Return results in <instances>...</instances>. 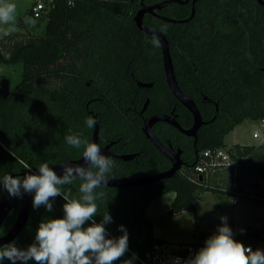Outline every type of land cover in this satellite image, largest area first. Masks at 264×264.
I'll return each instance as SVG.
<instances>
[{
  "label": "trees",
  "instance_id": "trees-1",
  "mask_svg": "<svg viewBox=\"0 0 264 264\" xmlns=\"http://www.w3.org/2000/svg\"><path fill=\"white\" fill-rule=\"evenodd\" d=\"M164 1L57 0L49 14L37 20L45 25L41 35L25 38L13 33L0 39V65L22 67L21 81L6 99L0 98V179L22 163L52 166L81 157L83 148L67 145L65 137L76 134L90 142L94 126L87 127L88 117L99 121L102 141L107 137L120 143L145 142L132 116L146 97L151 100L146 112L151 107L163 110V100L166 107L172 101L178 123L191 127V114L164 81L160 47L155 48L153 36L133 20L142 5ZM27 18L34 20L30 13ZM24 23L17 20L18 27ZM143 25L159 32L167 28L161 33L168 41L177 84L208 122L198 131V153L188 151L189 138L174 129L175 145L187 162L182 170L138 190L109 194V231L118 238L123 225L128 233V251L115 264L129 259L137 264L131 253L142 256L160 242L152 238L153 224L145 217L156 197L175 194L168 211L173 217L194 210L205 192L232 197L241 192L245 180H264V145L224 143L244 121L264 120V6L256 0H197L192 15L191 1L171 3L145 14ZM135 81H151L154 86L141 89ZM214 103L218 114L212 120ZM161 126L157 129L166 136ZM148 145L137 162L112 159L119 168L109 176L130 178L168 170L169 162ZM220 148L228 154L229 166L208 169L193 181L187 177L202 151ZM138 165L142 170L137 171ZM257 236L235 240L264 249V236Z\"/></svg>",
  "mask_w": 264,
  "mask_h": 264
},
{
  "label": "clouds",
  "instance_id": "clouds-1",
  "mask_svg": "<svg viewBox=\"0 0 264 264\" xmlns=\"http://www.w3.org/2000/svg\"><path fill=\"white\" fill-rule=\"evenodd\" d=\"M16 10L15 3L0 0V25L11 26L4 32L5 35L15 31ZM25 23L31 24L34 21L26 18ZM160 31L166 32L167 28L162 27ZM151 42L155 48L161 47L156 34ZM95 124L92 117L87 118L88 128ZM65 141L73 148H83V165L63 164L62 175H58L47 163H42L38 174H26L23 178L5 175L0 179L13 197L34 193V209L44 206L51 212L52 201L57 196H62L66 201L63 205V218L42 220L34 243L26 249L16 247L14 243L0 247V264L5 259L11 264H28L29 261H35V264H115L128 251V233L123 225L119 228L123 235L108 238L105 225L112 221V217L106 212L100 223L94 219L98 214L97 201L105 196L103 191L97 192V189L108 185L109 174L115 167L114 161L103 154L99 144L89 142L81 135H67ZM25 167L30 170L28 165ZM76 180L80 181V195L73 197L70 189H64ZM220 219L222 224L218 226L217 232L184 264H264V251H253L251 247L235 240L227 225V217L222 216ZM123 264H133V260H124ZM175 264H181L180 258H175Z\"/></svg>",
  "mask_w": 264,
  "mask_h": 264
},
{
  "label": "rangeland",
  "instance_id": "rangeland-1",
  "mask_svg": "<svg viewBox=\"0 0 264 264\" xmlns=\"http://www.w3.org/2000/svg\"><path fill=\"white\" fill-rule=\"evenodd\" d=\"M9 2L15 3L17 6L15 31L9 34L18 33L28 38L43 33L45 25L39 23V20H32L34 23L31 24L24 23L21 27L17 26L18 19L25 21L28 17L32 0H9ZM9 27L11 26L0 25V39L6 36L4 32ZM21 75L22 67L20 65H0V80L8 79L10 89L18 85ZM252 129H256L261 134L258 142L264 143V124L247 120L242 123L234 136L232 134L226 136L227 147H230L234 142H249ZM217 179L220 180V178ZM241 189V192L238 191L239 194L232 197L224 192L217 194L205 192L201 200L196 203L194 210L184 211L173 217H169L166 213V208L172 202L173 194L162 195L150 206L149 218L153 223L152 238L169 244L206 241L217 232L218 226L222 224L220 219L222 216L227 217V225L232 232L234 231V235L245 234L249 230L248 228H251L255 236H264V233L259 235V231H264V180L249 178L242 183ZM233 199L243 204L244 212L234 204ZM253 210L255 212H252ZM249 234L254 237L252 233Z\"/></svg>",
  "mask_w": 264,
  "mask_h": 264
},
{
  "label": "flooded vegetation",
  "instance_id": "flooded-vegetation-1",
  "mask_svg": "<svg viewBox=\"0 0 264 264\" xmlns=\"http://www.w3.org/2000/svg\"><path fill=\"white\" fill-rule=\"evenodd\" d=\"M160 55H161L162 73L164 76V81L166 83V78H165L163 63H162V53H160ZM137 82H140V81H137ZM137 82L135 81L136 85H137ZM141 83L151 84L152 86L150 88H152L154 86L153 82H151V81L150 82H141ZM166 85H167V83H166ZM137 87L141 88V89H150V88L139 87L138 85H137ZM163 98H164V95L162 96V99ZM150 101H151L150 98L146 97L145 101L142 105V108L135 113V116H132L135 118L134 125L136 126V128L138 127L139 130L141 131V133L143 134L145 142L141 141V142H135L134 143V141H130L129 143L128 142L120 143L119 139L110 140L107 137L104 138L102 141V140H100V135H99L98 144L101 147H106L109 145L110 147L108 149V152L115 154V155H120V156H131L132 158L130 160L124 161V160L116 158L114 156H108V157H110L111 159L121 160L124 162H130V163L137 162V160L141 157L143 151L145 153V151L149 148L150 145H148V143L151 144L155 148V146L153 145L151 140L149 138H147L144 134V129L147 126L149 120L153 116L162 114V115L169 116L171 118H175V120L178 122V120H177L178 114L175 111L176 110L175 105H174V103H172V101H170V105L166 107V104L163 100V102H162V105H163L162 109L163 110H153V108L151 107V110L149 112H146L150 107ZM146 102H147L146 108L143 110ZM211 104H213V103H211ZM203 121L206 122V124L208 122L205 120H203ZM192 124H193V120H192ZM206 124H204V125H206ZM160 125H162L161 127L163 130L166 129V131H167L166 136H164V133L163 134L159 133L157 127ZM174 129H175V127H173L172 125H170L167 122H155V123L151 124V127H150V131L153 134V136L157 140H159L165 148L172 150V151H175V152L178 150L180 151V159L184 163L183 167H185V165L187 164V162L184 160L185 154H184V151L180 147H178V146L176 147V145H175L176 136L174 133ZM186 129H188V128H186ZM91 138H92V136H91ZM188 138H189V140H187L185 142L187 144L188 151H189V149H192V150H194L195 153H198V150H197L198 132L196 134V137H188ZM118 144H119V146H117ZM116 146L119 148H117ZM144 146H146V147H144ZM160 155L162 157H164L169 162V165H170L169 168H170L171 167L170 160L167 157H165L164 155H162L161 153H160ZM81 157H79V158H81ZM79 158L72 159V160H66V161H63L61 163H57V164H54L52 166H49V167H53V166H56V165H59V164H62V163L68 162V161L78 160ZM25 165H27V164L22 163L20 165H16L9 172L8 175H12L14 178L15 177L23 178L26 174H38L39 166L28 165L30 167V170H29L25 167ZM132 165L133 164L130 165V168L134 167ZM115 168H119V167L115 166L113 169H115ZM142 168H143V165H138L136 167L137 171L142 170ZM154 174H156V173H154ZM149 175H153V174L139 175V176H134V177H130V178H138V177H144V176H149ZM110 177L111 178L128 179V177H112V176H110ZM79 184H80V181L76 180L72 185L65 186L64 190L67 191L70 189L72 196L78 197L80 195V193L78 191ZM146 186H148V185H146ZM138 187H143V186H138ZM138 187L117 188V187H109V186L102 185L101 188L97 189V192L103 191L105 193V196L103 199H100L97 201L98 214L94 217L95 221L97 223H100L102 218H103L102 216L106 212H108L110 215V208H109L110 206H107L108 196L110 193H112V192L113 193L114 192H126V190L133 191L134 188H136V190H138ZM33 195H34V193H24L22 195V197H13L3 187L2 182H0V215H3V220L0 224V247H3V246L10 244V243H14L16 247H18L20 249H26L29 245L34 243L36 231H37L38 226L42 220L63 218V215H64L63 205L66 201L63 199L62 196H57L52 201L53 210L51 212H48L44 206H41L38 209H34L32 207ZM29 196L31 198H30V202H29V208H28L27 218H26L25 224H24L23 228L15 236L11 237L10 233H11L12 229L14 228V226H15V224H16V222H17V220L21 214V208H22L23 201H26V199H28ZM129 200L131 201L132 198L129 197ZM22 210H24V207L22 208ZM90 223L91 222H88V224H90ZM88 224H86L85 227H87ZM110 226H111V222L108 223L107 225H105V227L107 229V233H108V238H115V236L109 231ZM2 264H11V262L8 261L7 259H5L2 262ZM17 264H19V262H17ZM28 264H35V261H29Z\"/></svg>",
  "mask_w": 264,
  "mask_h": 264
},
{
  "label": "water",
  "instance_id": "water-1",
  "mask_svg": "<svg viewBox=\"0 0 264 264\" xmlns=\"http://www.w3.org/2000/svg\"><path fill=\"white\" fill-rule=\"evenodd\" d=\"M189 1L192 2V15H193L194 14V4L197 0H167V1L157 3L154 5H150V6L142 5L141 8L136 13V15L134 16L133 20H134L136 27L138 29H140L141 31H143V32H145L151 36L156 34L159 37V40L161 42L160 49H161V53H162V63H163V69H164V74H165L167 86H168L169 90L171 91V93L173 94V96L177 99V101L184 108H186L189 111V113L192 116L193 124L190 128L184 129L175 120V118H171L169 116L162 115V114L153 116L149 120L147 126L145 127L144 134L147 138H149L151 140V142L153 143L155 148L162 155H164L165 157H167L170 160L171 167L166 171L156 173L153 175H149V176L138 177V178L120 179V178H111L110 177L109 183L107 185L109 187L121 188V187H138V186L150 185V184L159 182L161 180L171 178L175 173H177L179 170H181V168L184 166L183 161L180 159V151L178 150L175 152V151H172V150L165 148L162 145V143L159 140H157L153 136V134L151 133V131H150L151 124H153L155 122H167L170 125H172L173 127H175V129H177L179 131V133H181L182 135H185L186 137H196V134H197L198 130L201 128V126L206 124V122L203 121L202 116H201L199 109L196 106V104L191 99H189L180 90V88L177 84V81H176L175 75H174V69H173V64H172V60H171V56H170V52H169V45H168L167 39L165 38V36L161 32H159L157 30L149 29L143 25V17L145 14L153 13L156 10H161L162 7L166 4L177 3L179 5H186ZM256 1L261 6H264V0H256ZM137 85L139 87H144V88H150L152 86L151 84H146V83H141V82H137ZM9 94H10V83H9L8 79L3 78L0 80V98L6 99L9 96ZM204 100H207L209 103H213V101L209 100L206 97L204 98ZM146 105H147V102L145 103L143 110L146 108ZM214 105H215V115H214L212 120H214L218 114V104L214 103ZM93 119L96 121V124L94 125L91 142H95L98 144L99 121L97 120L96 116H93ZM109 147H110L109 145L106 147H101L104 155L114 156V157L122 159L124 161L130 160L132 158L131 156H120V155L112 154V153L108 152ZM68 163H72V164L79 163V164L83 165L84 161H83V158L81 157L78 160L68 161V162L53 166L51 168L58 175H62L61 165L68 164ZM30 198L31 197L29 196V198L26 199V201H23L22 208L24 207V210H22V208H21V214H20L14 228L12 229V231L10 233L11 237L15 236L23 228V226L25 224V221L27 218V212H28V208H29ZM2 220H3V215H0V224H1ZM262 251H264V249H262Z\"/></svg>",
  "mask_w": 264,
  "mask_h": 264
},
{
  "label": "built area",
  "instance_id": "built-area-1",
  "mask_svg": "<svg viewBox=\"0 0 264 264\" xmlns=\"http://www.w3.org/2000/svg\"><path fill=\"white\" fill-rule=\"evenodd\" d=\"M57 0H32V4L29 9V13L34 20H38L44 16H47L54 7V3ZM264 124V120H261ZM254 139L259 138V133L254 132L252 134ZM230 165V158L223 149H207L200 153L198 162L193 165L188 173H185L187 177L193 181V176L200 175L208 169H216L226 167ZM182 170V169H181ZM236 236H233L235 239ZM205 245V241L189 244H169L163 241L154 243L142 256H137L131 253L137 264H175V258H180L181 264L188 260L199 251ZM251 247L253 251L262 248H258L252 245H245Z\"/></svg>",
  "mask_w": 264,
  "mask_h": 264
},
{
  "label": "crops",
  "instance_id": "crops-1",
  "mask_svg": "<svg viewBox=\"0 0 264 264\" xmlns=\"http://www.w3.org/2000/svg\"><path fill=\"white\" fill-rule=\"evenodd\" d=\"M242 125H239V126H237V127H235L229 134H232L233 136H234V133H236V131L241 127ZM254 132H258L256 129H252V132H251V140H249V142H246V143H240V142H234V143H232L230 146H233V145H240V146H259V145H264V143H259L258 141L260 140V138H261V134L259 133V138L258 139H254L253 137H252V134L254 133ZM229 134H227V135H229ZM226 135V136H227ZM226 136H225V138H226ZM225 138H224V143H225ZM236 138H237V136H236ZM233 139H235L234 137H233ZM225 145L226 146H228L226 143H225ZM172 193V192H171ZM173 194V198H172V201L174 200V197H175V194L174 193H172ZM162 196V195H161ZM161 196H158V197H156L154 200H152L151 201V203L147 206V208L145 209V217L147 218V220H149L150 222H151V220H150V218H149V211H150V206L152 205V203L157 199V198H159V197H161ZM233 201H234V204L237 206V207H239L241 210H243V212H244V207H243V204H241V203H239V201L238 200H234L233 199ZM172 203V202H171ZM171 203H170V206H168V208H166L167 210H166V213H167V215H168V211L170 210V207H171ZM196 205V204H195ZM252 212H255L254 210L252 211ZM247 213V212H246ZM152 223V222H151ZM153 224V223H152ZM247 228V227H246ZM249 230H247L246 232H245V234H235L234 235V233H233V236H245V237H252L249 233H252L253 235H255V233H253L254 231L251 229V228H248ZM152 231H153V227H152ZM234 232V231H233ZM204 239V238H203Z\"/></svg>",
  "mask_w": 264,
  "mask_h": 264
}]
</instances>
